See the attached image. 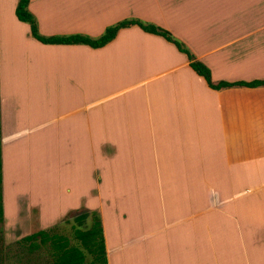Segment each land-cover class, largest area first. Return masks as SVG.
I'll use <instances>...</instances> for the list:
<instances>
[{
    "label": "crops",
    "instance_id": "0c3cea01",
    "mask_svg": "<svg viewBox=\"0 0 264 264\" xmlns=\"http://www.w3.org/2000/svg\"><path fill=\"white\" fill-rule=\"evenodd\" d=\"M7 2L0 0L4 218L20 209L14 178L28 159V168L34 162L62 178L73 199L49 215L30 195L37 229L96 209L108 264L170 230L178 235L173 264H264V85L213 89L185 53L137 25L97 48L45 44L16 17L17 0ZM28 8L48 36H98L141 19L181 40L213 82L264 80V0H29ZM39 145L44 164L33 160ZM213 228L217 248H238L237 257L214 252Z\"/></svg>",
    "mask_w": 264,
    "mask_h": 264
},
{
    "label": "trees",
    "instance_id": "16d2710c",
    "mask_svg": "<svg viewBox=\"0 0 264 264\" xmlns=\"http://www.w3.org/2000/svg\"><path fill=\"white\" fill-rule=\"evenodd\" d=\"M29 0H17L16 17L29 24L31 36L45 44H86L93 48L101 47L111 41L121 28L137 25L147 32L161 35L185 53L191 68L201 75L208 86L221 89L233 85H264V80L252 81H218L213 82L210 69L196 59L185 44L170 31L150 22L137 18H125L105 27L98 36L74 33L67 35H44L38 30L37 19L28 8ZM69 211L60 222L27 234L17 243L32 252L42 250L47 264H108L101 214L96 209ZM4 220L2 197V158H1V123H0V223Z\"/></svg>",
    "mask_w": 264,
    "mask_h": 264
},
{
    "label": "rangeland",
    "instance_id": "374dc122",
    "mask_svg": "<svg viewBox=\"0 0 264 264\" xmlns=\"http://www.w3.org/2000/svg\"><path fill=\"white\" fill-rule=\"evenodd\" d=\"M12 3H13L12 0H8L7 2V4L9 5ZM35 156L39 158V160H41L40 164H44L42 162V159L44 156H46V154L43 151L42 146L39 145L36 147L35 154L33 155V160L36 159ZM27 162H29L28 159L20 162V167L16 169V178H14L16 179L14 185V190L16 192H14V197L16 194L18 201L21 204L20 209L18 210L17 207L14 208V212L16 213V215L11 217L10 216L5 217L3 222L0 223V264H47L46 262L47 259L43 249L30 252L27 249H25L22 245L17 243V240H19L21 237L39 230L37 229L39 217L37 215L38 213L35 211L36 209L29 212L27 207V205L30 204L29 203L30 195L33 201L38 200L40 202V205H42L43 208H45L46 210L45 213H48L49 215L57 214L59 212L60 207H63L65 204L69 202H73V199L71 198L69 199L63 195V190L61 185L63 181L62 178L58 179L56 176V178L54 179L51 176L49 169L37 168V167L35 168L34 165H36L37 163L34 162L31 163L32 167L28 168ZM86 167H87V161H86ZM91 171L94 174V169H91ZM85 178H86L85 180L86 191L89 192L91 189H89L88 191L87 187H91V186H87L90 183L87 180L86 174H85ZM55 181L59 182L60 185H57ZM93 188H95V186H93ZM103 188L104 190L105 189L108 190L111 188V186L110 184H107L104 185ZM2 197H3V208H4L3 192H2ZM107 203L110 206L111 202L107 201L106 204ZM251 204L252 203H250L249 205L247 203L245 205V209L248 213H250V211L252 210ZM119 206L125 208L128 207L129 205L128 202L123 201ZM83 209L84 207L79 209V211ZM67 213L68 212H65L62 216L56 217L54 220H52V222H50L49 226H52L57 222H60L61 219L66 216ZM4 216H5V210H4ZM48 218L50 219L51 217ZM122 224L124 229L126 227V223L124 220ZM155 224H157V222H154V220L152 219V221L148 223V226H150V228H153L155 227ZM219 231L220 230L218 228L210 229L211 235L217 237L215 238V242H214L216 248L219 245L218 242L219 235L217 234L219 233ZM199 235L200 236L198 237L200 238V242L204 243V247H205V243L207 241V234L201 233ZM176 237H178V235L173 230H170L166 233H159L157 235L145 237L142 241H144L146 245L143 246L142 250L138 248L135 250L132 247L127 249L128 250L127 253L126 252L124 253L123 251V254H121L119 257L118 264H162V261H165L166 259L169 263L173 264L174 263L173 260L177 255V249L175 246L176 240H174ZM191 238H192V243H194L193 233ZM186 240L190 241V237H188V239ZM126 241H124L123 243H125ZM134 242L135 241L131 242V244H133ZM197 244H199V241H197ZM214 252L218 255H220L222 252L224 254L225 252H229L230 255L234 257L238 256L237 253L238 248L221 250L220 247H218L217 249L214 250ZM205 254L206 252L204 250L203 255Z\"/></svg>",
    "mask_w": 264,
    "mask_h": 264
}]
</instances>
